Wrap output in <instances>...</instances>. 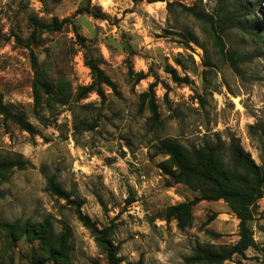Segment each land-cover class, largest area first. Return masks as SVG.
I'll return each mask as SVG.
<instances>
[{"label": "rangeland", "instance_id": "1", "mask_svg": "<svg viewBox=\"0 0 264 264\" xmlns=\"http://www.w3.org/2000/svg\"><path fill=\"white\" fill-rule=\"evenodd\" d=\"M180 5L205 12L208 23ZM80 9L73 24L85 48L69 25L29 43L32 19L50 23ZM85 56L118 93L105 88L104 99L91 92L77 100L94 82ZM39 80L63 86L60 99L41 90L37 105ZM0 94L35 130L0 115V159L26 164L0 176V264H53L39 241H11L7 227L29 221H49L55 234L70 230L65 264H112L75 207L48 191L53 176L99 230H112L118 264H187L197 248L238 242L240 220L229 204L173 183L156 146L235 141L263 167L264 0H0ZM251 211L258 249L242 264H262L264 197Z\"/></svg>", "mask_w": 264, "mask_h": 264}, {"label": "trees", "instance_id": "2", "mask_svg": "<svg viewBox=\"0 0 264 264\" xmlns=\"http://www.w3.org/2000/svg\"><path fill=\"white\" fill-rule=\"evenodd\" d=\"M172 4H168L170 7ZM182 11L192 16L196 20L207 22L209 17L205 12L195 7L180 5ZM85 11L95 17L101 18L98 13L89 8ZM83 13V10H77L73 17L59 20L53 18L50 23H44L37 19H32V32L28 38L29 43L36 44L39 35L46 33L61 32L66 25L72 26L80 44L85 48L84 39L78 34L73 18ZM17 41H21L16 36ZM222 47L220 36H217ZM86 66L89 67L93 75V84L88 87H80L77 94V100L84 99L89 93L96 92L101 98H105V88H109L114 93H118L115 84L104 74L98 63L93 58L85 56ZM33 68L38 72V62L35 57L32 58ZM176 76V72H173ZM44 75V74H43ZM34 97L36 104H40L42 99L40 91L43 90L47 96L57 97L63 93V86L54 89L52 85H45L43 81H36ZM151 111L156 114V107L152 104ZM0 115L4 120H10L21 129L33 133L34 127L26 120L25 115L4 103L0 94ZM264 161V130L262 131ZM158 154L168 156V159L162 162L159 167L162 172L169 176L173 183H182L185 185H197L202 191L205 199L224 200L231 210L237 215L239 223V240L231 247L214 248L212 246L201 247L195 250V253L185 259L187 264H223L226 261L234 264H242L247 259L246 253L249 249L257 250L256 242L253 238V232L250 227L252 221L251 207L257 200L264 197V165L259 167L255 164L251 155L232 141L227 144L218 139L215 143H205L201 146L188 148L183 146L176 139L161 140L156 146ZM25 162L21 159H0V176L8 173L12 169H23ZM47 189L58 198L66 200L75 207V214L78 220L93 234L95 241L102 248L112 264H118V246L110 239L112 230L104 228L99 230L95 222L85 215L82 210V202L78 199H71L73 194L65 191L57 183L55 176L48 179ZM187 204L176 206V219L182 221V212ZM12 242H17L22 237L33 243L39 241L47 257L53 264L68 263L70 257V247L68 245L70 230L65 229L60 234H55L53 225L49 221L42 223H15L7 227ZM261 258H257L264 264V250H259ZM236 257H239L236 259ZM235 260V261H233Z\"/></svg>", "mask_w": 264, "mask_h": 264}]
</instances>
